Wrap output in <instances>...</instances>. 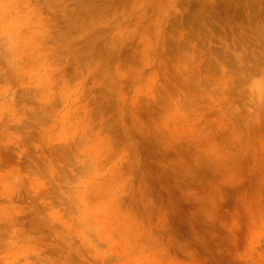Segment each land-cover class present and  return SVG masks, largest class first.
I'll list each match as a JSON object with an SVG mask.
<instances>
[{
  "label": "rangeland",
  "instance_id": "374dc122",
  "mask_svg": "<svg viewBox=\"0 0 264 264\" xmlns=\"http://www.w3.org/2000/svg\"><path fill=\"white\" fill-rule=\"evenodd\" d=\"M0 264H264V0H0Z\"/></svg>",
  "mask_w": 264,
  "mask_h": 264
}]
</instances>
